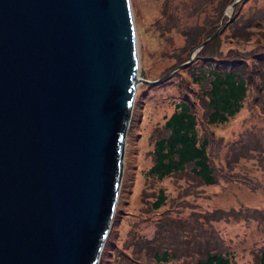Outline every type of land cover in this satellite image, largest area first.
I'll list each match as a JSON object with an SVG mask.
<instances>
[{"label":"water","instance_id":"water-1","mask_svg":"<svg viewBox=\"0 0 264 264\" xmlns=\"http://www.w3.org/2000/svg\"><path fill=\"white\" fill-rule=\"evenodd\" d=\"M131 9L130 0H0V264L98 263L137 85L190 62L220 28L148 79Z\"/></svg>","mask_w":264,"mask_h":264},{"label":"trees","instance_id":"trees-1","mask_svg":"<svg viewBox=\"0 0 264 264\" xmlns=\"http://www.w3.org/2000/svg\"><path fill=\"white\" fill-rule=\"evenodd\" d=\"M232 1L158 0L154 22L169 43L161 53L169 62L161 75L187 60L220 28L189 63L173 71L188 66L198 86L197 99L175 102L161 124L163 133L155 134L153 163L146 175L150 180L170 178L177 193L171 196L163 186L150 183L152 197L145 193L144 202L147 215H157L153 234L137 237L132 232L129 239L140 241L135 251H118L122 259L112 264H236L233 237H227L221 225L231 218L243 220V225L254 219L264 224V207L202 205V198L210 197L209 187L227 183L251 191L264 187V125L245 126L230 140L213 128L236 116L244 99L264 119V0L236 1L229 22L222 25ZM147 85L140 83L137 89ZM243 161H252L258 173L241 168ZM255 249L251 264H264V248Z\"/></svg>","mask_w":264,"mask_h":264},{"label":"rangeland","instance_id":"rangeland-1","mask_svg":"<svg viewBox=\"0 0 264 264\" xmlns=\"http://www.w3.org/2000/svg\"><path fill=\"white\" fill-rule=\"evenodd\" d=\"M130 2L136 32L138 74L143 76L145 74L146 78L155 79L161 76L160 73L169 64L161 57L162 50L169 49V43L160 36L154 22L156 9L159 8L158 0H130ZM227 8L224 11L226 15L229 11ZM142 67L144 70H141ZM192 79L190 70L186 66L180 68L177 73H169L158 82L136 88L124 132L122 173L115 208L97 264H112L115 259L121 261L118 251L133 254L140 241L132 242L129 239L128 236L132 232L137 237L139 233L152 236L154 231L152 222L157 215H147L144 202L145 193L152 197V190L149 191L152 181L156 186H163L165 192L171 196L177 193L170 178L150 180L146 171L153 161L152 150L157 139L155 134L163 133L161 124L171 114L175 102L180 100L191 102L197 99L198 86ZM242 107L236 116L213 126L215 131L227 140L235 137L245 126L264 125V119L245 99ZM239 166L250 173H258L252 161H243ZM207 192L210 197L202 198V205L207 208L227 207L229 204L239 207L240 203L249 207H264V187L251 191L244 185L227 183L224 187H209ZM165 205L171 208L169 202ZM254 220L255 222L251 221L247 222L248 225H243L241 224L243 220L231 218L229 222L221 225V231L224 234L226 232L227 237H233L234 245H231V248L235 251L233 258L236 264H251L252 248L255 247V251L264 248V224L261 225L257 219Z\"/></svg>","mask_w":264,"mask_h":264}]
</instances>
